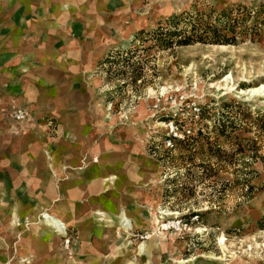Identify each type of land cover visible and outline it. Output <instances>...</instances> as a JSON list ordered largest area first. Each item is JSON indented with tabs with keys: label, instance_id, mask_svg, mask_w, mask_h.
<instances>
[{
	"label": "rangeland",
	"instance_id": "1",
	"mask_svg": "<svg viewBox=\"0 0 264 264\" xmlns=\"http://www.w3.org/2000/svg\"><path fill=\"white\" fill-rule=\"evenodd\" d=\"M127 1H107L105 18L113 8L120 11L119 16L126 15L129 6L132 12L130 18H120L119 29L110 32L100 25L92 30V35L89 29L79 34L53 22L40 28L45 37L57 32L47 51L52 57L58 53L60 67L47 63L41 69L48 78H58L59 89L64 90L65 100H61L66 108L59 111L66 112L67 124L60 123L58 114L35 117L36 112L28 108H1L0 112V120L9 122L5 123L9 131L10 121L15 125L10 134L13 138L19 135L13 141L19 152L30 142L20 134L27 132L30 124L34 125L29 132L39 124L45 127L42 149L50 151L53 144L58 152L65 149L64 145L86 149L87 153L93 150L98 153L94 154V162L98 157L113 156L109 172L116 176L115 180L101 179L109 186L104 191H114L108 193V209L95 204L103 209L90 212L91 223L89 218L85 219L89 228L82 241L78 225L68 226L67 233L59 235L40 218V212L30 216L15 211L7 220L0 202V216L6 218L0 219V233L5 230L4 234L10 235L3 237L5 243L0 240V254L8 255L4 264L37 263L33 262L34 252L27 253L25 249L31 252L42 247H49L48 264H74V260L77 264H264V97L240 93L241 89L264 82V25L259 36H252L245 26H239L241 33L234 45L197 43L160 52L154 61L157 74L147 72L152 82L137 92L130 86L116 88L120 80L103 84L98 70V62L111 50L130 47L137 31L155 28L173 14L192 6L200 10L212 6L219 11L241 5L255 10L263 6L264 0ZM174 1L178 8L164 14ZM76 2L79 0H74L73 5ZM92 2H83L87 11L93 7ZM3 3L0 0L1 6ZM65 5L62 9L67 8L68 4ZM14 9L11 5L5 10L11 15ZM262 10L258 20L264 19ZM97 13L98 10L92 14ZM76 16L71 12L66 24ZM8 23L10 26L4 28L0 19V41L13 32V19ZM252 23L246 21L248 26ZM108 36L115 42H108ZM2 46L6 45L0 43ZM73 52L77 54L73 56ZM31 64L30 70L37 71L38 62L33 60ZM14 72L8 69L4 73L12 78ZM5 78L0 75V88L7 87L1 81ZM53 85V81L48 82L44 88L50 91ZM108 94L111 97L107 102ZM16 109L26 111L23 119L13 118ZM223 124L229 134L218 133ZM198 130L222 149L221 159L212 158L207 170L199 166L207 160L204 150L191 151L192 155L179 150V141L196 135ZM59 142L64 145H58ZM240 142L247 148L246 156H229L236 152ZM103 150L108 152L102 153ZM43 158L46 159L44 153ZM87 158L91 157L82 158V167ZM52 164L56 172L51 174L58 187L54 155ZM35 175L31 174L33 182ZM2 176L6 177L4 173ZM110 194L115 196L112 213ZM1 195L2 192L0 199ZM59 200H50L43 210L58 217L55 208ZM122 220L124 228L119 223ZM47 233L55 239L46 244L43 240L47 241ZM34 234L42 242L36 241ZM144 246L152 252L150 256L140 252L139 248Z\"/></svg>",
	"mask_w": 264,
	"mask_h": 264
},
{
	"label": "crops",
	"instance_id": "2",
	"mask_svg": "<svg viewBox=\"0 0 264 264\" xmlns=\"http://www.w3.org/2000/svg\"><path fill=\"white\" fill-rule=\"evenodd\" d=\"M84 1L86 0H79L78 3L76 2V4L73 5L74 0H3V5H0L1 25L7 28L10 26L8 22L13 19V23L11 24L13 32L7 35L6 40L0 41V43L6 45L0 48V75L4 78L5 75L10 76L1 80L8 85L5 88H0V112L3 108V110H9L12 107L28 108L36 112V115L34 114L35 117L40 114H58L61 118L60 123L67 124L69 120L66 112L59 111L60 108H66L65 101L63 104L61 100H65V97L62 96L64 90L59 89L58 78H52V75L48 78L46 73L41 69L44 67V64L47 63L53 66V68L60 67V65H57L56 56L59 57L58 53H55L56 55L54 54L52 57L51 52L47 51V45L55 42L54 37L57 36V32L52 31L45 37L40 28H42L44 24L53 22L54 24H59L61 28L66 30L72 28L79 34L89 29L91 30L90 35H92V30L100 25L109 32L115 28L119 29L121 26L120 18L122 17V20H124L123 18L125 17L130 18V13H132L130 6L125 13L126 15L121 16H119L120 11L113 8V12L111 11L112 14L110 12V15L105 18L104 13L107 9L108 0H94V2H92L93 7H90L91 9L88 11L83 6ZM63 4H68L67 8L65 7L66 9H62ZM11 5L15 7V9L12 11V14L9 15L7 14L9 11L5 9H8ZM96 10H98L99 13L92 14L93 11ZM71 12L78 16L69 24H66V19ZM92 21H94V24ZM56 29L60 28L58 27ZM29 31L33 34H30ZM2 37L5 38L6 35H2ZM107 40L108 42H115L114 38H109V36ZM66 47L70 46L66 44ZM72 54L75 56L77 52H73ZM50 57H52V60ZM33 60L38 62L39 67L38 70L34 72L30 70L31 67H33L31 64ZM8 69H11L12 72L15 70L12 78L11 74L4 73L8 71ZM52 81L54 83L53 88L48 91V88L45 89L44 86ZM34 120L36 121V119ZM2 121L4 123H1ZM2 121L0 120V157L5 156L6 158H0V192H2L0 202L3 204V214L5 212L8 215H5L7 220L10 219L9 217L15 211L19 215L26 214L32 216L34 213L37 214L41 212L45 204L50 200L60 199L58 201L59 203L56 205L55 213L60 218L68 219L70 227L78 225V227L81 228L79 231L80 240L83 241L86 239V232L89 227L85 224V219L89 218L90 222V212L97 208L103 209V206L100 207L95 204L99 203L103 204L105 207L107 205L108 207V193L114 192L104 191L109 186H105L106 182L101 183V179L112 178L113 181L115 180L116 176L109 172L113 166V164L109 162H113V160H115L114 157L110 154L102 159L98 157L99 162L97 164V162H94V154L98 155L97 152L94 153L93 150H91L87 153L86 149H81L80 147L66 148V145L61 142L57 144H63L65 146L63 151L58 152L53 144L52 147H54V149L50 151L42 149L40 143L43 141V130H45V127L39 124H36L35 127L33 126L35 129H31L29 132V128H32V125H34L30 124L31 127L28 126L27 132L20 134L29 139L30 142L25 145L22 152H19L17 145L13 143V141L18 139L19 135L13 138V135L10 134L15 127L14 123L9 120L12 126L11 131H9L10 129L5 126V123L9 122L5 120ZM26 122L29 123L31 121ZM36 123L38 122L36 121ZM78 139L79 138L76 139V142H78ZM105 152L108 151L103 150L102 153ZM43 153L48 161L43 158ZM56 153L59 157H56ZM53 155L56 159L55 167L58 170L60 182L58 187H56L54 176L51 174V171L53 174L56 172L52 164ZM84 155H86V157L90 156L91 158H87L89 160L85 162V165L82 167L83 162L81 161H83L82 158ZM47 163H49V165ZM29 170L31 174H36L34 182L32 181L33 178ZM2 173H4L6 177H3ZM109 200L112 203V209L110 211L112 213L115 210V196L110 194ZM5 206H7L8 209H4ZM0 219L6 218L0 216ZM4 232L5 230L2 234L0 233V238H2L0 240L5 243L3 237H10V235H5ZM36 232L41 233L45 231ZM31 237L30 235L28 239H31ZM34 239L39 243L42 242L38 234H34ZM46 239L47 241L43 240V243L46 242L47 244L50 239L48 237ZM22 243L24 244V242ZM43 243L42 245H45ZM1 245L2 242L0 246ZM21 246L23 247V245ZM50 246L52 245L50 244ZM8 248V251L10 250L11 253L10 247ZM7 249H5V251H7ZM25 250L27 253L34 252L35 259L33 262H38L33 264H39V262L40 264H48L50 261V255L48 256L49 247H42L41 249L36 248V250L31 252L30 250ZM6 257H8L6 252L0 254V264H4ZM52 261H54L53 258ZM76 262L77 260H74V264H77ZM97 262L98 259L96 260V263ZM53 264H55V262Z\"/></svg>",
	"mask_w": 264,
	"mask_h": 264
},
{
	"label": "trees",
	"instance_id": "3",
	"mask_svg": "<svg viewBox=\"0 0 264 264\" xmlns=\"http://www.w3.org/2000/svg\"><path fill=\"white\" fill-rule=\"evenodd\" d=\"M263 6L255 10H248L241 5L223 8L216 11L212 6L205 9H192L173 14L164 22L150 30L137 31L131 41V46L126 49L111 50L98 62V70L103 84H109L120 80L116 88L130 86L133 91H138L152 82V75H156L154 61L160 52H171L178 47L201 44L234 45L237 43L239 26H245L252 36H259L260 27L264 25V19L258 20L259 13L263 12ZM253 21L251 26L246 21ZM151 71L150 73H147ZM111 95H107L108 102ZM191 126V125H190ZM219 134H227L225 124L218 129ZM229 134V133H228ZM205 141V143H204ZM180 152L194 154L191 151L203 152L207 160L200 163V167L207 170L212 158L221 159L222 149L217 143L209 140L198 130L196 135L186 136L180 140ZM236 152L229 156L239 154L246 156L247 148L243 143H238ZM256 154V151L253 153ZM250 187L248 186L247 190Z\"/></svg>",
	"mask_w": 264,
	"mask_h": 264
},
{
	"label": "bare ground",
	"instance_id": "4",
	"mask_svg": "<svg viewBox=\"0 0 264 264\" xmlns=\"http://www.w3.org/2000/svg\"><path fill=\"white\" fill-rule=\"evenodd\" d=\"M174 8H178V5H176V2L175 1L172 2V3H170V5L164 10V14H167L170 10H172ZM232 89H233V87L232 88H229V90H231V91H232ZM240 93L245 94V95H248L249 97H254L256 95H261V96L264 97V82L261 83L258 86L250 87V88H248L246 90L241 89L240 90ZM96 162L98 164L99 160H97ZM40 218H42L45 221V223H46L47 226L53 227L54 229H56V233H58L59 235H63V234L65 235L67 233L66 232V229L70 225L69 220L63 219V221H62V219H58V217L54 216L53 214L50 215L49 213H46V211H44V210L40 212ZM119 223H120V225L123 228L126 225V224L125 225L123 224L124 223V220H122L121 222L119 221ZM46 237H48L49 239H54V237H51V235H49L48 233H47ZM21 240H23V239H21ZM139 250H140L141 253L145 254L146 256H150L151 253H152L150 251V249L147 248L146 246L140 247Z\"/></svg>",
	"mask_w": 264,
	"mask_h": 264
},
{
	"label": "built area",
	"instance_id": "5",
	"mask_svg": "<svg viewBox=\"0 0 264 264\" xmlns=\"http://www.w3.org/2000/svg\"><path fill=\"white\" fill-rule=\"evenodd\" d=\"M26 111L22 109H16L13 111L12 116L16 120H21L25 117Z\"/></svg>",
	"mask_w": 264,
	"mask_h": 264
}]
</instances>
